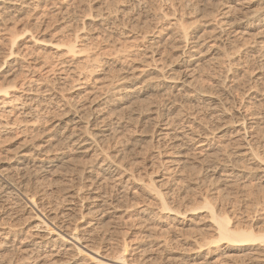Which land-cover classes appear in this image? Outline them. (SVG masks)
Returning a JSON list of instances; mask_svg holds the SVG:
<instances>
[{
	"label": "bare ground",
	"instance_id": "obj_1",
	"mask_svg": "<svg viewBox=\"0 0 264 264\" xmlns=\"http://www.w3.org/2000/svg\"><path fill=\"white\" fill-rule=\"evenodd\" d=\"M104 1H107L104 7L107 4L116 6L115 9L102 8ZM175 1L183 10L190 12L195 8L187 0ZM203 1L206 5L194 11L197 14L193 19L185 18L186 11L178 15L176 8L173 9L175 6L167 7L168 15L166 11L162 14L163 10L155 19L154 37L148 38L140 29L139 39L132 35L136 28L131 25L133 17L128 11L131 5L134 7L140 2L137 0H103L102 3L100 0H0L3 63L27 64L23 71L25 76L20 75L17 80L14 78V84L0 88V139H6L17 130L24 137L19 143V151L9 161L0 158V202L7 217L26 216L27 221L20 220L23 223L18 221V225L0 223V264H86L87 261L141 264L132 254L139 247L133 248L125 239L117 258L104 256L100 249L92 246L98 215L123 211L121 202L117 204L116 199L106 197L107 193L101 191L110 185L111 188L124 185L126 193L130 186L138 185L155 197L157 207L143 209L144 215L154 210L172 212L167 203L168 191L163 193L155 179L140 183L142 180L122 163L132 150L126 152L122 160L125 151L122 155L118 150L113 154L105 147L109 139L119 142L128 127L134 123V126L139 125L141 118L151 119L150 123L155 126L147 123L153 130L151 141L157 140L158 153L169 147L171 163L176 162L178 166L193 161L207 166L204 172H210V181L236 178V163L243 157L252 156L264 166V149H258V152L252 144L254 134L257 132L255 138L259 142L262 140L259 134L264 131V86L261 84L264 80V0ZM84 3H92L90 8L95 9L96 16L89 24L96 23L98 28H89L88 35L74 31L75 35H67V39L63 36L65 39L61 38L60 43H47L38 37L43 29L50 28V22H65V17L72 12L74 15L80 13ZM48 7L53 9L54 21L47 22L48 13L44 10ZM29 26L37 29L38 34L32 33ZM101 32L106 34L105 37L120 41L119 46L115 44V54L112 50L113 53L102 60L103 51L98 54L90 42L91 39L97 42ZM26 38L33 46L50 52L39 55L24 50L27 44L22 41ZM131 40L140 42L142 51L129 50L134 47V43L127 47ZM4 46L8 47L5 49ZM92 76L97 84L95 87L90 86ZM27 86L31 88L28 97L17 95ZM240 89L247 90H244L247 104H237L242 112L232 113L224 103L230 102L235 107L233 94ZM199 113H202L201 117ZM186 115L189 122L184 120ZM144 131L143 136L148 138L149 130ZM212 131H220L219 137L227 139V145L236 149L232 156L226 157V170L215 165L224 154L225 145L213 143ZM144 137L135 139L133 147ZM69 157L80 159L78 165L81 159L84 162L90 157L91 163H82L80 167L85 171L78 170L82 175L86 172L85 177L79 175L81 178H78L85 182L83 187L75 189L74 183L66 187L63 182L66 186L57 189V183L54 184L61 194L67 192V201L63 197V203H54L47 185L40 183L41 179L33 189L28 188V184L21 186L23 181H32L38 171L37 168L34 174L30 170L33 167L29 166V160L41 162L39 169L48 173L56 163L65 165ZM260 169V178H264V167ZM205 207L214 232L211 240L205 239L206 245L222 242L228 249L248 251L251 255L264 252V229L255 231L253 225L242 227L243 224H235L228 213H215L209 203ZM123 214H128L127 208ZM129 249H132L131 253Z\"/></svg>",
	"mask_w": 264,
	"mask_h": 264
},
{
	"label": "rangeland",
	"instance_id": "obj_2",
	"mask_svg": "<svg viewBox=\"0 0 264 264\" xmlns=\"http://www.w3.org/2000/svg\"><path fill=\"white\" fill-rule=\"evenodd\" d=\"M100 1L102 3L103 0H100ZM137 1H140V2H138L136 6L134 5V7H132L133 5H131L130 10H128L130 11L129 15L133 17V21L131 25L133 26L135 25V28H136V31L134 32L135 34L133 33L132 35L133 37L135 35V38H139L140 32H146V36H148V38L150 39L154 37L153 32H155V30L157 29V28L155 29V27L157 26V21L155 19L156 17H158V14H161L160 12H162L163 10L164 11L162 12V14L167 12V15H168L169 12L167 10L170 7L175 6L173 9L176 8L175 10H177L178 15L183 14L186 11L185 14L186 13L187 14L186 15L183 14L185 18L187 16V18L193 19L195 17V14H197L194 11H197L198 10L197 8L201 10V8L207 3L205 2L204 4L203 0H191L192 2L190 0H187L189 3H191V5H193V7H195V8L190 9V12H189V10L188 11L185 9L183 10V8H181L179 6V3L175 0H168V1L167 0H137ZM105 2L107 3V1H104L102 5L103 4L105 5ZM140 3L143 4V6ZM146 3H148L151 8ZM91 4L92 3H84L82 5L83 10L80 11V13H77L75 15L72 14L73 13L72 12L70 14L71 16L68 15V17H65L67 18L65 19V22L63 21L57 22V20L54 19L55 17L54 14L52 13L53 9H50L49 7H48L49 9L45 8L44 11L48 13L47 22L54 21V20L55 21L50 22L49 23V26L51 25L50 28L49 29L47 28V30L43 29L41 33L38 35V37L41 40L46 41L47 43H51V42L60 43L61 42L60 40L63 41V39L61 38H64V37L66 38V36L67 35L70 36V34L75 35L76 32L74 31H77L78 32L77 34L79 35L80 34L88 35L90 33L89 28L90 29L98 28L96 23L89 24L91 18L93 16H96L95 9L91 10L92 8H90ZM145 4L147 6H145ZM196 4H200V5H196ZM104 5L102 6V8H106L108 6L107 10H109L110 8L114 10L116 7L113 5H112L113 7H110L107 4L104 7ZM136 7H138L139 9ZM188 13H190L191 16L188 15ZM151 14L153 15L151 16ZM32 23H35V22H32ZM138 25H140L141 27L140 26L138 27ZM81 26H83L82 28L85 27V29L82 30ZM29 27L32 29V33L38 34V31H36L37 29H34L31 26ZM78 29H80L82 33ZM99 35L101 36L99 37L98 41L96 40L97 42H95L94 39L93 40L91 39L90 42L94 44L92 48H94L97 53L99 52L98 54H101L100 52L103 51L102 54L100 55V59L103 57H105L103 59H106L109 53L110 54L113 53L112 50L114 51L113 54H115L117 50L115 51L114 49L117 48V46H119L118 43L120 41H117L114 37H108V36L105 37L106 34H103L102 32L99 33ZM102 37L105 38L106 41L104 39H101ZM108 39L109 41H107ZM100 41H101V44L99 43ZM134 42H135L134 40L133 41L131 40L130 44H128L127 47L133 45ZM22 43L27 44V46L24 48L25 45L24 46L22 45L21 48H24V50L31 52V53L35 52V54H39V53L48 54L50 52V51H44L41 48L33 46V44L29 42V38L24 39ZM96 43L99 45V48L97 47L98 45ZM112 44L114 46H112ZM115 44H117V46ZM109 46H110V49H109ZM7 47L4 46L3 48L6 49ZM128 49L142 51L143 46L140 44V42L138 43L136 42L134 43V47H131ZM1 50H2V47L0 46V88H5V87H8L14 84L16 82L15 80H17L16 78L25 76L23 71H25L24 68L26 67L27 64L26 62H22L20 63L21 64L20 67H19L20 64H17V65H14V64L10 65L9 63H8L9 65L4 64L3 63L5 61L3 59L4 55L2 54ZM40 50H43L44 53ZM160 52L163 55L166 54L165 51L163 50H160ZM160 57L161 55L157 57V59H159ZM17 67H19V69ZM253 67L255 68V66ZM249 68H252V67H249ZM243 69L247 70V68H243ZM12 70L16 71V73L14 71L12 72ZM18 70H20L21 73ZM10 72L12 73L10 74ZM17 72L20 74H18ZM7 73L10 74L11 76H9ZM239 78H242V77L240 76ZM93 79H94V76L90 78V86L95 87L97 84L93 82L94 81ZM263 82L261 83L262 86H264ZM251 86H254V84H251ZM29 89L31 88L27 86L25 91H18L17 95L23 94L24 95L23 97H28L26 95L30 94ZM240 90L241 91H238V92L236 91L233 94L235 98V102H236L235 107L232 106L233 104L230 102L224 103V105L227 108L231 109L232 113H236V111L242 112V109L237 108V104H241V102L245 105L247 104L246 103L247 98L245 96L246 93H244L247 90L246 89H240ZM198 116L201 117L202 113H199ZM187 117L188 115L184 117L185 118L184 120L189 122V119H187ZM143 119L142 118L139 119L140 122H138L139 125L136 124L137 127L134 126L135 123L134 125H131L130 128L128 127V129L125 132V135L121 137V139H119V142L118 140L109 139L107 142H105L106 146L105 145L104 146L107 148V150H110L111 152H113V154L117 152L118 150L120 151L122 155V153L125 151V153H123L124 155H122L120 159H122V157L127 154L126 152L129 153V151L132 150L131 153L126 155L127 158L125 156L124 158L125 161H123L122 163H124L127 166V168L133 171V174L136 176L138 180H142V182L140 183H143V182L148 183L151 179H155V181L157 182V186H160L159 189L163 193L168 191L170 194H169V198H167V203L169 204V207L172 210V212H167V211L158 212V210H154L153 213L149 214L150 216L144 215L143 211L146 208L150 206L152 208L157 207L156 204L158 203L155 197L146 193V191H144V189L142 190V188H140V186L138 185L137 186L135 185L132 187L130 186L128 188L127 193H126L127 190L124 191L125 189L123 188L124 185L115 186V188L117 187L116 189L113 188L114 185L112 186L113 189L110 187L111 186L110 185L109 188L108 187L103 188L101 191L104 192L105 194L107 193L106 197L111 198V199L112 198L116 199L118 201L117 204L121 202L119 205L122 207L121 210L123 209V211H119L117 213H113L112 211L110 213H106V214L104 213L103 215L102 214L98 215V219L96 221L97 226H95L96 228L93 231L94 235L92 239L93 241L92 246L100 249L99 250L100 253L104 256L107 255L109 258H117L120 256L119 255L120 253L118 252L122 251L120 247L124 243L123 239H125V241L127 240L126 241L127 243H129L130 245H133V248L139 247L132 254H135L134 255L135 260H137L141 264H264V252L259 251L258 255H251V254H248V251L242 252V251L228 249L226 246L227 244H224L222 242L218 243V245L211 244L208 246L205 244L206 240L208 242V240H211L212 237L214 236V232L212 231L213 230L212 223H210L211 222L210 219L207 218L208 209L205 206H207L208 203H209V206L214 207L215 213L219 215L220 213L223 214L224 212L228 213V215L232 218V220H234L235 224L237 223L240 225L241 223L240 226H242L243 224L242 227L247 226V225H253L257 229L256 230L254 228L255 231H259L260 228L264 229V178H260L262 176V170L260 169V167H264L261 165L262 162L259 159L258 161L255 160L254 158H252V156L240 158L241 160L236 163V168L238 170V171L237 170L235 171V173L237 174L235 175L236 178L226 177L227 179H224L225 178L224 177L223 180L219 179L218 181H215V180L210 181V178L208 177V174L210 175V172H207V171L204 172L207 166L205 165L203 166V164L196 163L193 161L181 163L177 166L176 162L171 163L172 152L169 147L165 148L161 152V154L158 153L159 151L157 149V146H158V143L156 142L157 140L151 141V137H150L153 131V130L151 131L150 129H152V127L154 128L155 126L152 123H150L151 119L149 118L148 119L143 118ZM147 123H150L151 126L152 125L153 126L151 127ZM145 126L147 129L144 128ZM144 130L145 131L149 130L148 138L143 136L144 133L142 131ZM17 131H15L16 133L14 132V134H11L10 136L5 137L6 139L4 138L0 139V158L2 160L9 161L14 156V154L19 151V143L24 137L21 131L20 132L19 131L17 132ZM219 132L220 131L211 132L213 133V136L211 138L213 140V143L216 146L221 145V144L225 145L224 154L220 156V159L216 162L215 165H218V166L220 165V167H223V169L226 170L227 169L226 166H228V162H227L228 160L226 157L232 156V153H234L236 149L233 148V146L231 145H227V139H223L219 137L222 135ZM256 133L254 134L255 136L257 135ZM259 135H260V138H262V140L259 139L260 140L259 142L257 138H255V136L253 138L254 140L252 139L253 147L258 152H259L258 149L260 150L264 149L263 147L264 146V131H262V133ZM141 137H144V139L140 141L142 143L136 142L137 143V146H135L137 148L136 150V148L133 147V144L135 143V139H138ZM195 146L197 147L198 144L196 143ZM115 147L116 149H114ZM133 150H136V151H133ZM133 152H135V154ZM70 158L72 157H69L70 161L69 160L65 161V165H63L64 163H56V165L52 167V169H49L50 172L48 173H46V171L42 172V170L39 169L42 166L41 162H39L36 159L29 160V163H30L29 166L31 168L33 167L30 170L33 171V173L34 172L36 173V169L38 168L37 170L41 172L39 173L37 171V174L39 173L38 175L34 173L35 176L37 177L34 176L32 181L31 180L23 181L21 186L22 187L28 186V188L33 189L35 188V184L37 185V183H39L41 179L40 183L45 185V187L47 185L46 189L47 188L49 189L50 199H52L54 203L58 204L59 203L58 201H60V203H63L64 200L67 201L68 199L67 192L65 193L66 195L64 193L61 194L59 192L60 190L58 191L57 189H59V187H62V186L64 187L66 185H67L66 187H71L73 183H74L73 187L75 189L81 188L80 186L83 187L85 182L84 181H83L84 183L81 182L80 179L78 180V178H81V176L85 177L86 172L83 173L84 175L80 174L81 172H83L81 170L85 171L84 167L82 168L80 166H82V163L84 165H86L87 163L88 164L91 163L90 157H87L89 158L88 159L89 161L84 159L85 163L82 162L83 159H81V162H80L81 165L80 164L78 165V162L80 161V159L78 161L77 158L73 157L72 160ZM74 159H77V161H74ZM79 169L81 172L78 171ZM73 170H75L76 172H74ZM198 173H199V177L197 178ZM18 179L19 181L22 180V178L20 177ZM138 180L137 182H139ZM63 182H66L65 183L66 185L63 184ZM58 183L60 186H58ZM54 184H56L55 186H57L58 188L55 187ZM55 190L57 192H55ZM63 197H65L66 199ZM61 198H63L64 200ZM126 208H127L128 214L124 216L123 212L126 210ZM193 209H198V210L191 211ZM200 211H205V212L200 213ZM178 212H180L181 214H178ZM196 212H199V213H196ZM108 214H112V215H108ZM7 215L8 213H5L2 210V203L0 202V223L5 221L7 224H10V225H14V224L18 225L19 222H22V221L24 222L25 217H26L24 216L22 218H19L15 214L16 215L15 217L19 219V220L18 219L16 220L15 217H13L14 215L11 216L12 218H9L10 216L7 217ZM141 215H142V218H141ZM138 217L140 218L138 219ZM7 219H10V220L12 219V220L10 221ZM25 222L27 223V221ZM203 243L206 246L203 245ZM17 246L20 247V245H17ZM131 250L132 249H129V253L132 252ZM129 253H127V256L130 257ZM104 261H107V260H104ZM107 262H109V260ZM86 264H94V262L92 263L91 261H87Z\"/></svg>",
	"mask_w": 264,
	"mask_h": 264
}]
</instances>
